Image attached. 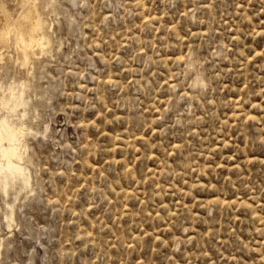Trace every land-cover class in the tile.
<instances>
[{"label":"rangeland","instance_id":"obj_1","mask_svg":"<svg viewBox=\"0 0 264 264\" xmlns=\"http://www.w3.org/2000/svg\"><path fill=\"white\" fill-rule=\"evenodd\" d=\"M0 15V38L48 32L26 66L14 32L0 45V94L25 84L32 128V187L0 194V264H264V0Z\"/></svg>","mask_w":264,"mask_h":264},{"label":"bare ground","instance_id":"obj_2","mask_svg":"<svg viewBox=\"0 0 264 264\" xmlns=\"http://www.w3.org/2000/svg\"><path fill=\"white\" fill-rule=\"evenodd\" d=\"M2 17L0 15V19ZM32 19L30 21L28 20L29 23L26 30H20L18 27L11 28L12 26L9 27L6 25L5 33L0 38V45L4 46L8 43V37L6 36L14 32L15 38L23 43L22 46L20 45L19 55L21 56L20 61L24 65L29 61L31 47L37 43L36 34L38 32L41 33V40L39 41L42 42V45L48 43L46 39L48 32L46 34L42 32L44 27L41 22L42 19ZM26 38L28 39L26 40ZM34 47L37 48V45ZM33 53L30 56L33 57ZM5 90L6 92L4 94H0V194L8 197L13 190L20 192L32 187V172L29 169L30 158L27 152L28 144L25 139L32 132V128L27 123L31 105L27 98L25 84L23 83L21 86L14 84ZM14 207V204H10L9 210H7V212L9 211L5 216L7 225H10L12 221L14 223Z\"/></svg>","mask_w":264,"mask_h":264}]
</instances>
